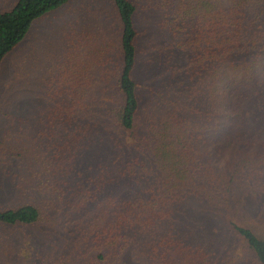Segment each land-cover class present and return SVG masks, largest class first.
I'll use <instances>...</instances> for the list:
<instances>
[{"label":"trees","instance_id":"16d2710c","mask_svg":"<svg viewBox=\"0 0 264 264\" xmlns=\"http://www.w3.org/2000/svg\"><path fill=\"white\" fill-rule=\"evenodd\" d=\"M69 1L17 0L0 12V74L32 24ZM110 1L120 33L112 58L118 96L109 120L132 134L139 127L143 87L135 78L141 54L137 9L130 0ZM160 6L166 10V46L175 45L188 57L181 66L163 64L169 77L164 85L172 96L188 90L199 100L185 106L173 99L162 119L145 122L147 147L123 172L138 183L148 180L145 189L106 198L92 212V200H74V217L82 218L91 236V264H116L131 246L143 264H264V235L252 228L264 222V0H172L155 8ZM90 46L89 59H100L96 64L113 57L105 39ZM78 84L74 89L79 92L60 102L54 123L75 126L70 135L79 158L95 124L82 123L90 97ZM254 113L263 116L251 122ZM192 115L203 118L198 129ZM204 131L216 135L207 140ZM40 222L41 212L33 205L0 207L2 226ZM48 260L40 257L37 263Z\"/></svg>","mask_w":264,"mask_h":264},{"label":"rangeland","instance_id":"374dc122","mask_svg":"<svg viewBox=\"0 0 264 264\" xmlns=\"http://www.w3.org/2000/svg\"><path fill=\"white\" fill-rule=\"evenodd\" d=\"M16 1L0 0V12L9 10ZM108 1L70 0V7L64 5L47 13L32 24L24 43L2 63L0 137L4 136L5 142L0 139V207L33 205L41 212V222L28 227L0 225V264H38L40 257L45 262L51 259L50 264H91V236L82 226V218L74 217V200H92L88 207L92 212L106 198L121 199L129 190L145 189L148 180L138 183L136 177L123 175L134 164L135 156L147 147L143 138L147 134L143 129L145 122L162 119L173 99L185 106L199 100L198 94L188 90L172 96L169 85H164L169 77L163 64L181 66L188 59L186 52L175 45L166 46V10L155 8L172 0H130L137 9L135 23L141 50L135 73L143 86L139 92L141 116L139 127L132 134L111 124L109 114L118 96L113 55L118 50L120 30L118 23L113 22L116 18ZM100 39L111 43L108 56L113 57L105 61L107 67L105 63L96 64L100 59H89L90 45ZM78 83L82 94L90 97L84 109L91 115L84 112L82 123L95 124L94 134L87 139L90 143L79 158L70 135L75 126L54 123L61 114L60 102L75 94ZM262 116L251 114L250 121ZM191 121L198 129L203 118L192 115ZM203 134L207 140L216 135L214 131ZM17 153H21V158ZM144 160L149 162L147 157ZM212 162L221 166L216 157H212ZM134 169L141 174L138 167ZM61 182L68 184L60 188ZM254 224L246 225L264 235V222ZM116 262L144 261L131 246Z\"/></svg>","mask_w":264,"mask_h":264},{"label":"crops","instance_id":"0c3cea01","mask_svg":"<svg viewBox=\"0 0 264 264\" xmlns=\"http://www.w3.org/2000/svg\"><path fill=\"white\" fill-rule=\"evenodd\" d=\"M69 2H70V1H69ZM67 4H68V3H67ZM67 4H66L65 6L70 7V5H67ZM108 6H109V8H110L112 11H114L113 4H112V2H111L110 0L108 1ZM109 8H108V9H109ZM114 16H115V18H117L116 15H115V11H114ZM107 19H108V18H107ZM108 20L110 21V19H108ZM111 21H112V19H111ZM113 22L118 23V22H117V19H115ZM23 43H24V42H23ZM23 43H22V44H23ZM22 44H21V45H22Z\"/></svg>","mask_w":264,"mask_h":264}]
</instances>
